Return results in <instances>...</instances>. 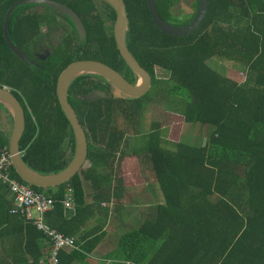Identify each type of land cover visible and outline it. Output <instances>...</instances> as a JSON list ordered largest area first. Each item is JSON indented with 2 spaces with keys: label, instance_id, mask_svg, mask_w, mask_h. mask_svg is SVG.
I'll return each mask as SVG.
<instances>
[{
  "label": "trees",
  "instance_id": "1",
  "mask_svg": "<svg viewBox=\"0 0 264 264\" xmlns=\"http://www.w3.org/2000/svg\"><path fill=\"white\" fill-rule=\"evenodd\" d=\"M17 1L23 0H0V87H8L24 109L25 129L18 144L19 151H24V164L43 176L57 174L67 167L73 153L71 127L55 94L59 73L74 61L94 60L130 83L134 84L136 77L120 57L113 32L104 33L103 21L95 16L92 23H86L81 18L93 7L86 1L50 0L80 17L85 37L56 40L43 60H19L3 34L4 16ZM123 1L126 46L150 75V88L155 90L143 101L148 91L137 99L116 97L98 76L81 75L71 82L67 97L85 135L88 167L56 188L30 186L57 201L46 214L50 229L77 236L75 245L83 243L79 246L82 253L60 251V263L82 259L102 239L103 232L96 233L102 229L98 225L80 233L95 210L92 204H83L81 182L91 188V203L108 200L113 170L120 168L114 167L115 157L126 146V131L118 129L116 120L123 117L137 139L142 111L158 96L179 97L181 111L172 113L180 114L187 124L211 129L201 147L176 144L172 150L164 148L168 144L157 127L137 139L133 155H145L163 196L154 221H146L139 230L157 246L148 264H264V0H208L199 27L183 36L155 27L145 0ZM174 3L153 0L157 15L169 23L173 22L170 10ZM36 7L40 6H19L8 21L9 38L24 54L19 43L33 40L30 33L38 18L24 13ZM108 9L107 21L113 23L115 13ZM67 22L75 31L71 21ZM22 23L23 31L19 30ZM216 56L242 70L243 81L208 66L207 61ZM156 69L167 72L168 78L157 79ZM92 91L103 96L86 100L84 95ZM0 108L10 119L1 104ZM7 143L8 136L0 134V150L7 148ZM11 175L23 182L12 169ZM68 187L75 201L69 217L60 203ZM6 192L0 183V264H37L43 257L39 242L44 236L31 223L8 214L11 200ZM102 212L106 216V211Z\"/></svg>",
  "mask_w": 264,
  "mask_h": 264
},
{
  "label": "water",
  "instance_id": "2",
  "mask_svg": "<svg viewBox=\"0 0 264 264\" xmlns=\"http://www.w3.org/2000/svg\"><path fill=\"white\" fill-rule=\"evenodd\" d=\"M115 13L113 23V37L116 49L123 62L136 77L135 83H130L121 74L107 65L94 60H77L68 64L58 75L55 86V94L59 106L67 119L72 133L73 153L70 163L67 167L57 174L40 175L29 169L19 156L18 144L21 141L24 129L25 118L24 109L18 103L5 86L0 87V104L9 112L11 117V129L8 136L7 151L11 169L15 176L29 186L49 189L56 188L68 183L82 169L87 157L86 140L83 129L81 128L77 117L68 102V88L71 82L81 75H94L102 78L112 90L117 93L118 97H126L137 99L142 97L152 86L150 75L141 68L136 59L132 56L126 46V28L127 16L125 6L122 0H103ZM146 10L155 27L163 32L174 36L187 35L196 30L207 12L208 0H198V6L194 17L190 22L183 26H176L166 22L160 15H157L153 0H145ZM19 6H40L55 11L59 15L68 18L75 26V30L84 35L83 26L77 19L75 14L67 7L50 0H23L14 2L6 12L3 20V34L8 43L11 53L23 62L32 61L13 44L9 38L7 27L12 11ZM97 96L103 94L99 91L95 92ZM86 100L94 99L90 94L84 95Z\"/></svg>",
  "mask_w": 264,
  "mask_h": 264
},
{
  "label": "rangeland",
  "instance_id": "3",
  "mask_svg": "<svg viewBox=\"0 0 264 264\" xmlns=\"http://www.w3.org/2000/svg\"><path fill=\"white\" fill-rule=\"evenodd\" d=\"M189 0H175L174 7L171 8L170 14L173 17V21L175 23L183 20L187 23L192 20L195 14V10L188 6ZM23 13L19 14L22 15ZM25 15H36L38 16L37 20L34 22L36 27L31 29L32 41L21 42V47L23 51L27 54L29 58H32L31 61L37 62V60H43L44 57L48 56L51 50V47L56 43L55 38L57 35H61L63 30L57 29L58 25L62 24L59 14L48 10L43 7H36L30 9L24 13ZM25 23H22L21 28L19 30H24ZM48 30L52 34H54V39L50 41H45L47 39L44 31ZM53 37V36H52ZM59 40V39H58ZM40 63L43 61H39ZM207 65L213 68L215 71L227 76L229 78L235 80H241L244 78L243 73H239L235 69H233L230 62L226 61L221 57H213L207 61ZM168 73L159 69L155 70V77L159 80H165L168 78ZM89 79V78H88ZM91 81L98 82V78L90 77ZM100 81V80H99ZM99 83V82H98ZM103 83L100 81V84ZM87 86H91L88 84ZM155 88H150L148 92L144 95V99L148 96H151L154 93ZM96 91H92L90 94L95 98ZM112 94L117 96V93L112 90ZM86 95V94H85ZM103 95V94H101ZM100 96V95H99ZM141 97V98H142ZM149 98V97H148ZM181 99L179 97L168 99L162 97H153L151 101H148L145 105L141 117H140V127L139 132L146 135L150 132L154 127L160 132L164 142L168 145H164V148L169 150L173 149V146L176 144H183L191 147H201L204 146L208 140V136L210 133V127L203 124H187L184 122L183 117L180 114L172 113L173 111L179 112L181 111L182 104L180 103ZM164 102V105H163ZM181 104V105H180ZM1 121V119H0ZM116 124L119 130L123 129L126 131V135H124V140L126 142V146L123 147L120 151L122 153H118L115 157L114 167L112 176L113 182L112 184L116 185V183L121 182V186L125 185V179L130 181L131 185L135 184L137 180L140 178L147 179V174H145V170L149 171V161L146 159L145 155H133L134 148H137L136 142L139 141L137 139L140 138V135L135 139V135L132 129L127 128L125 126V121L123 117H118L116 120ZM2 123L0 122V127ZM142 142V140H140ZM139 146V145H138ZM122 160V161H121ZM140 165V172L142 175H138L136 170H133V165ZM132 165V167H131ZM88 167V163L85 162L82 170H85ZM119 179V180H118ZM85 190L89 191V187L85 184Z\"/></svg>",
  "mask_w": 264,
  "mask_h": 264
},
{
  "label": "crops",
  "instance_id": "4",
  "mask_svg": "<svg viewBox=\"0 0 264 264\" xmlns=\"http://www.w3.org/2000/svg\"><path fill=\"white\" fill-rule=\"evenodd\" d=\"M230 63L233 69L244 74L236 65L232 62ZM236 81L242 82L243 79ZM0 119L2 123L0 134L9 136L11 117L10 119L7 117L3 108H0ZM149 167V171L145 170L147 179L140 178L132 185L130 183L131 179L130 181L125 179V185L123 186H121V182L116 183V185L112 184V186L109 187L108 200H102V202L100 201L97 204L91 203L92 196L89 184L84 181L81 182L85 194L83 204H92L95 210L92 211L93 216L87 221H84L80 233H86L92 226L98 225L101 226L102 229L96 233L99 234L103 232V237L89 253L83 254L82 259H73L68 261L67 264H126L127 262H132L133 264H148L149 260L154 256L157 246L155 242L141 235L139 230L141 225L146 221H154L158 207L163 204V196L152 174L150 164ZM140 169L138 163L133 165V170H136L138 175H142ZM141 170H144V168ZM85 184L88 185L89 191L85 190ZM6 198L10 200V195L7 194ZM102 210L106 211V216L102 214ZM64 211L67 217H69L68 214H72L74 208L73 211L65 209ZM88 211L91 212V210ZM71 237H73L74 240L77 238V236ZM81 244L83 243L76 245L77 249L72 251L82 253L79 247ZM39 245L43 251V257L37 264H40V261L48 254L50 249L45 237L40 240ZM69 250L70 249H67L66 254ZM29 264L34 263L30 261Z\"/></svg>",
  "mask_w": 264,
  "mask_h": 264
},
{
  "label": "built area",
  "instance_id": "5",
  "mask_svg": "<svg viewBox=\"0 0 264 264\" xmlns=\"http://www.w3.org/2000/svg\"><path fill=\"white\" fill-rule=\"evenodd\" d=\"M24 151H19L23 156ZM0 183L6 187L10 195L11 206L8 214L31 223L41 233L49 244V252L40 261V264H61L59 253L62 250H76L75 240L71 236L58 233L45 222V215L54 209L56 200L50 196L34 191L28 184L12 178L11 165L7 148L0 150ZM65 210L73 211L74 201L72 190L68 187L60 200ZM126 264H133L127 262Z\"/></svg>",
  "mask_w": 264,
  "mask_h": 264
},
{
  "label": "flooded vegetation",
  "instance_id": "6",
  "mask_svg": "<svg viewBox=\"0 0 264 264\" xmlns=\"http://www.w3.org/2000/svg\"><path fill=\"white\" fill-rule=\"evenodd\" d=\"M73 1H76L78 4H80L79 2H82V1H86V2H91V4L93 5V7L88 11L86 12L85 14H81V18L86 22V23H92V21L94 20L95 16H97L100 20H102L103 24H104V27H105V31L104 33L106 35L110 34V32H113V23H109L107 21V17L110 13V10L108 9L110 6L103 0H73ZM123 1V0H122ZM57 3V2H56ZM124 3V1H123ZM60 4V3H58ZM62 5V4H61ZM65 6V5H63ZM125 6V4H124ZM188 6H190L192 9L195 10L196 12V9L194 8V6H198V0H189V3H188ZM66 7V6H65ZM44 8V7H43ZM68 8V7H67ZM69 9V8H68ZM110 9H112V7H110ZM50 10V9H49ZM71 10V9H70ZM113 10V9H112ZM53 11V10H51ZM72 11V10H71ZM126 11V10H125ZM55 12V11H53ZM73 12V11H72ZM114 12V11H113ZM56 13V12H55ZM75 14V12H73ZM58 14V13H57ZM195 15V14H194ZM75 16L77 17V19L81 22L82 24V21L80 20V17H78L76 14ZM60 18V20L62 21L60 25H58V27H56L57 29H60V30H63V32H61V35H57V37L55 38V40H60V39H63L65 36H68L69 38L71 39H76V38H83L85 37V34H86V31H85V28H84V25L82 24L83 26V31H84V35H80L76 30L73 31L71 25L68 24L67 20H69L68 18H66L65 16L63 15H59L58 16ZM72 23V22H71ZM169 23V22H168ZM172 25H176V26H183V25H186L187 22L181 20L180 22H177L175 23L174 21L171 23ZM73 25V24H72ZM109 26H110V29H109ZM74 29H75V26H74ZM44 32L42 34L45 33L47 39L45 41H50L52 39H54V34H52L51 32H49L48 30H43ZM103 34V32H102ZM101 34V36H102ZM53 36V37H52ZM100 36V37H101ZM100 84V82H99ZM103 84V83H101ZM8 88V87H6ZM9 89V88H8Z\"/></svg>",
  "mask_w": 264,
  "mask_h": 264
}]
</instances>
